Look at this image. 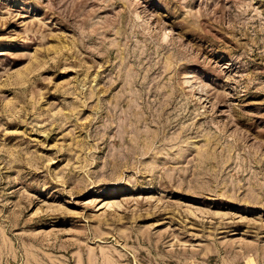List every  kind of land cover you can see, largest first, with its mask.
I'll use <instances>...</instances> for the list:
<instances>
[{"label":"rangeland","instance_id":"obj_1","mask_svg":"<svg viewBox=\"0 0 264 264\" xmlns=\"http://www.w3.org/2000/svg\"><path fill=\"white\" fill-rule=\"evenodd\" d=\"M0 264H264V0H0Z\"/></svg>","mask_w":264,"mask_h":264}]
</instances>
